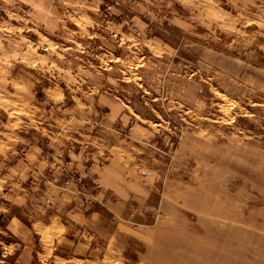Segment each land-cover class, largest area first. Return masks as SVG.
<instances>
[{"label": "rangeland", "instance_id": "rangeland-1", "mask_svg": "<svg viewBox=\"0 0 264 264\" xmlns=\"http://www.w3.org/2000/svg\"><path fill=\"white\" fill-rule=\"evenodd\" d=\"M0 264H264V0H0Z\"/></svg>", "mask_w": 264, "mask_h": 264}]
</instances>
